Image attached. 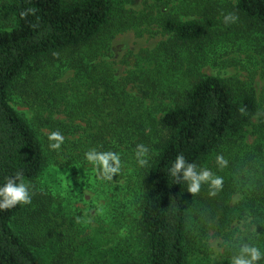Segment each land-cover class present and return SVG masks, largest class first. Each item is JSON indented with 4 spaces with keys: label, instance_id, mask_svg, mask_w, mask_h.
<instances>
[{
    "label": "trees",
    "instance_id": "1",
    "mask_svg": "<svg viewBox=\"0 0 264 264\" xmlns=\"http://www.w3.org/2000/svg\"><path fill=\"white\" fill-rule=\"evenodd\" d=\"M233 1L247 35L250 28L264 32V0ZM128 2L0 0V187L17 172L24 181L32 180L45 166L37 135L10 105L11 89L23 81L32 83L48 66L46 72L54 73L44 85L71 69L79 81L76 90L80 84L93 95L72 102L68 85L57 84L59 92L49 87L53 95L47 106L52 110L45 119L53 131L77 136L72 146L85 162L91 149L119 155L120 170L112 175L121 180L119 190L111 184L107 217L99 216L103 227L121 233L120 264H188L190 256L207 255L204 240L210 231L220 238L224 261L232 260L244 242L264 253V109L251 82L234 84L201 71L210 62L205 53L215 45L210 42L217 24L213 3L198 8L201 17L182 18L179 13L133 10ZM154 25L167 38L134 55L123 77L112 74L109 62L93 64L117 34L135 30L142 35ZM257 45L264 50V41ZM235 46V51L241 49ZM44 62L47 66L40 70ZM54 111L68 121L52 119ZM90 113L100 118V125L87 118ZM254 115L258 120L251 123ZM74 117H86L81 119L85 123L73 125ZM247 125L250 131L244 130ZM248 131L255 136L250 144L244 134ZM140 144L148 149L144 166L136 156ZM181 154L198 170L207 168L223 179L215 196L209 195L216 190L208 184L193 196L185 181L176 182L170 169ZM217 156L227 165H218ZM30 191L32 208L0 210V264H44L11 225L28 209V224L42 213L51 218L52 194L34 187ZM97 216L92 215L94 223ZM49 220L44 219L45 226ZM236 220L245 221L237 235L230 225ZM80 247L72 244L71 253ZM89 248L98 250L95 243ZM75 262L82 264L83 258L78 255Z\"/></svg>",
    "mask_w": 264,
    "mask_h": 264
},
{
    "label": "rangeland",
    "instance_id": "2",
    "mask_svg": "<svg viewBox=\"0 0 264 264\" xmlns=\"http://www.w3.org/2000/svg\"><path fill=\"white\" fill-rule=\"evenodd\" d=\"M208 3L214 5L211 11L214 13L217 24L210 37V42H214L215 45L210 52L205 53L207 59L210 58V62L202 67V73L219 76L234 84L238 81L251 82L258 97L260 109H264V50L257 45L259 41H264V32L256 28L252 33L250 30L253 28H250V34L247 35L248 31L245 32L242 29L241 20L235 12L233 0H131L126 6L132 7L133 10H152L153 14L158 13L157 10H159L160 13H179L182 18H193L201 17L198 8L203 9ZM229 14L237 17L234 23H225L224 18ZM152 27L151 31H144L142 35L135 30L117 34L111 39L108 52L95 58L93 64H97L100 60L109 62L113 68L112 74L116 77H123L126 74V68L131 67L129 64L135 58L134 55L143 49L153 48L158 42L167 38V34L161 27L157 25ZM236 44H240L239 51H235ZM46 66L45 62L42 63L40 70L45 69ZM49 67L46 68L47 71L50 70ZM46 70L41 71L42 73L36 76L32 83L23 81L13 87L10 94V105L27 120L45 153L43 170L37 177L25 180V182L30 185L31 189L34 187L43 193L52 194L55 202L49 206L51 218L44 217L40 210L41 216L36 218L34 223L28 224L26 215L29 209L35 206L32 205L34 203L32 201L29 209L11 225L18 234H23L28 239L35 254L44 264H76L78 255L83 258L82 264H120L118 241H120L121 233H112L107 228L108 225L103 227L99 215L106 216V197L110 196V191H112L111 184L117 191L119 190L117 184L121 180L113 177L110 180L106 179L102 167L81 160L80 151L72 146L73 139L77 138L76 135L72 137L60 132L64 136V143L60 149L53 150L49 147L48 137L54 132L50 123L45 119L48 112L52 110L47 106V103L51 101L50 94H52L49 92V87L59 92L57 84L68 85L71 97L69 99L72 102L84 96H92L94 92L88 90V87L87 89L85 86L80 87V84L76 90L79 81L74 79L76 72L71 69L62 76L56 77L55 80L48 79L44 85L43 81L54 73L46 72ZM135 89L134 86L132 90ZM51 117L54 120L68 121L63 114L55 111ZM85 118L74 117L71 123L73 125L84 124ZM87 118H90L91 122L97 120V123L101 124L100 118L91 113ZM257 120V115H254L250 122L256 123ZM250 127L251 125L244 126V130L250 131ZM249 131L244 133L248 144L252 143L255 137ZM41 198L43 200L45 197ZM92 215L93 217L98 215V222L92 221ZM46 218L54 221L49 220L50 225L45 226L44 219ZM243 223L245 221L236 220L230 224L236 235L238 229H242ZM110 225L112 226L113 223ZM47 228H49L48 232H45ZM51 233L53 236L49 237ZM212 233L214 231H210L209 236L204 240L208 248L207 255L205 257L190 256L188 264H231V260L224 261L220 257L223 253L221 241L218 236H212ZM44 234L47 235L43 237ZM74 243L81 244L78 253L70 251ZM94 243L99 251H92L89 248V246H94Z\"/></svg>",
    "mask_w": 264,
    "mask_h": 264
},
{
    "label": "clouds",
    "instance_id": "3",
    "mask_svg": "<svg viewBox=\"0 0 264 264\" xmlns=\"http://www.w3.org/2000/svg\"><path fill=\"white\" fill-rule=\"evenodd\" d=\"M32 11V9L28 10V12ZM27 14V12L21 13L22 16H26ZM236 19L237 17L232 14L224 18L225 23H234ZM48 138L50 141L49 147L53 150H59L64 143V136L58 130L52 132ZM147 153L148 149L143 144L137 145L136 156L140 166L147 164V160L143 158ZM85 158L94 166L102 167L106 179L110 180L112 175L120 170V157L116 153H100L95 149H91L85 153ZM216 160L217 164L221 167L227 165V161L222 156H217ZM110 161L112 164L109 163ZM170 172L176 179V182H179L181 179L186 182L187 191L193 196L200 192L203 184H208L210 188L215 189L216 191L209 192L210 196H215L223 184L221 177L215 176L207 168L198 170L197 165L195 163H188L182 154L177 156ZM31 202L30 185L23 180L21 172L15 173L13 177H8L6 183L0 187V210H10L17 205H29ZM261 259H264V253L254 244L244 242L240 244L238 254L233 255L231 264H258Z\"/></svg>",
    "mask_w": 264,
    "mask_h": 264
}]
</instances>
